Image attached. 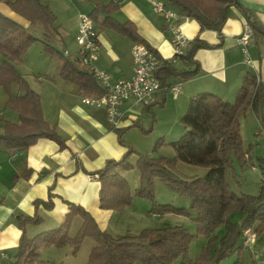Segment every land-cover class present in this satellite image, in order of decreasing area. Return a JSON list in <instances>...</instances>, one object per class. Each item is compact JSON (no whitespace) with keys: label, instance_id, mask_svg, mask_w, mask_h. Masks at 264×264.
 <instances>
[{"label":"trees","instance_id":"obj_1","mask_svg":"<svg viewBox=\"0 0 264 264\" xmlns=\"http://www.w3.org/2000/svg\"><path fill=\"white\" fill-rule=\"evenodd\" d=\"M162 1L166 7L181 16L197 21L202 29L218 33L227 21L228 9L236 6L245 12L253 29V38L264 39V27L257 23L253 13L243 9L238 0ZM94 4L88 15L101 30L112 29L132 41L144 43L160 57L155 49L139 37L131 22L118 23L111 17L117 9L115 2L104 4L94 1ZM9 5L32 26L48 29L55 22L54 13L41 0H16ZM37 41H40L37 37L29 33L24 34L19 24L0 14V55L4 57L0 64V88L8 93L4 108L12 110L18 116V123L5 121L3 132L0 133V148L7 151L26 150L41 138H50L62 145L55 128L43 117L39 94L30 87L26 78L16 68V65L22 63L29 47ZM43 45L45 51L57 53L47 44ZM202 45L203 43H198L189 46L186 54L180 57L182 62L193 66L192 70L180 71L175 63H168L162 58L155 72L160 81L159 90L168 87L166 82L170 76H180L187 81L197 75L199 70L193 55ZM59 56V76L62 79L78 85L83 95L100 97L104 94L97 81L79 67L76 61ZM13 85L18 87L20 95L12 96ZM249 110L255 113L261 125V132H264V85L256 81V75L252 72L245 75L233 102L224 101L208 92L199 93L189 99L187 110L180 119L184 133L179 139L171 142L173 157L159 155L153 158L136 154L134 166L139 173V185L135 189V196L150 200L152 209L157 214L173 212L190 216L184 208L156 204L154 180L158 179L173 192L189 199V208L195 212L193 219L198 223L196 235L209 238L208 244L202 248L195 260L188 257L189 245L194 235L184 227L143 229L134 235L113 236L102 229L85 208L69 204L64 221L58 227L38 232L31 237L26 234L25 226L39 223L40 216L37 212L32 217L18 215L17 221L22 234L14 260L6 264L41 263L40 251L51 247H67L75 254L85 239L92 240L94 245L84 264H243L240 249L234 261L224 263V260L238 249L242 228L254 227L255 234L264 231V182L260 183L256 195L238 196L231 189L229 181V177L238 181L246 166L257 165L264 173V162L258 157L253 159L250 152L242 146L241 121ZM136 125L137 123L133 122L130 126L112 129L127 151L119 160H108L97 172L102 209L121 212L131 204L133 195L127 180L119 171L130 167L128 160L134 153L133 148L123 140V134ZM138 126L141 131L146 132L141 125ZM257 135H260V132ZM177 162L203 167L207 172L202 177H183L176 169ZM52 187L49 188L47 201H34L35 208L52 207ZM234 212L240 214L238 223L230 221V215ZM76 220L79 222L75 233L71 235ZM219 227L225 230L220 237L215 234Z\"/></svg>","mask_w":264,"mask_h":264},{"label":"crops","instance_id":"obj_2","mask_svg":"<svg viewBox=\"0 0 264 264\" xmlns=\"http://www.w3.org/2000/svg\"><path fill=\"white\" fill-rule=\"evenodd\" d=\"M14 1L16 0H0V14L19 24L24 34L29 33L37 37L40 41L33 44H40L49 58H57V72L52 76L38 73L34 82L29 81L18 69V65L23 61L16 65V68L26 78L30 87L39 94L43 117L55 128L62 145L53 139L41 138L23 151H7L0 148V264L14 260L22 234L17 221L20 214L32 217L37 212L41 218L39 223L25 226L26 234L31 237L38 232L58 227L64 221L69 204H77L85 208L107 232L114 213H119L100 207V183L97 172L108 160L122 158L127 148L120 144L116 132L106 123L104 112L81 101L82 97L89 95H83L78 85L59 76L61 67L59 55L70 61L76 60L75 35L80 15L89 14L95 6L94 1L104 4L115 2L117 9L111 17L116 22H131L139 37L155 49L161 58L167 59L173 54L170 43L171 33L163 16L153 12L151 0H41L49 6L56 18L53 26L48 29L30 25L26 18L11 9L9 3ZM238 2L243 9L253 13L257 23L264 27V0H238ZM227 16L220 33L202 29L197 21L186 19L183 26L184 33L189 39L186 52L189 46L203 43L193 55L198 65L197 75L187 81L180 76L168 77L166 82L168 87L158 90L154 94V101L148 106L137 104L131 98L123 100L120 104L123 118L118 127H127L133 122L143 125L139 117H142L144 112L158 116L168 111L165 115L168 122L176 120L180 123L181 117L187 110L189 99L203 92L233 102L248 72L254 73L256 81L258 79V82L264 85V39L252 38L248 47L252 64L247 65L237 43V37L241 34L244 24L248 22L246 14L236 6H232L228 9ZM94 24L99 34V53L93 61L94 66L106 71L112 80L131 77L133 74L131 46L136 41L112 29L101 30L98 24ZM57 29H60V33L56 32ZM106 30L113 31L123 38L112 36L111 39L110 35L103 34ZM56 33L60 39L56 37ZM61 42L62 47H58ZM43 44H47L57 53L51 54L45 51ZM64 50H68L70 56L66 57ZM3 59L4 57L0 55V64ZM174 65L180 71L193 69V66L182 62L180 57ZM176 83L180 84V91L177 97L173 98L169 86ZM97 84L101 87L98 82ZM15 89L18 87L13 85L12 96L20 95L19 89L18 92ZM0 90H2L0 98L6 102L8 93L3 88ZM5 121L18 123V116L12 110L0 111V133L3 132ZM122 138L125 141L124 135ZM258 158L264 162V157L258 156ZM128 162L130 167L119 171L125 179L135 172L136 157H130ZM259 175L260 185L264 182V173L260 169ZM137 180H139L138 174ZM137 185L136 183L135 186ZM51 186H53L52 207L35 208V200H48ZM250 228L254 232V227ZM239 249L242 252L243 264H264V231L259 234L254 232V237L248 244H244L242 235L238 249L229 259L230 262L236 259Z\"/></svg>","mask_w":264,"mask_h":264},{"label":"rangeland","instance_id":"obj_3","mask_svg":"<svg viewBox=\"0 0 264 264\" xmlns=\"http://www.w3.org/2000/svg\"><path fill=\"white\" fill-rule=\"evenodd\" d=\"M52 30L53 29H51V31ZM56 32L60 33V29H57ZM103 34L105 36L107 34L110 35V38L112 36L123 38L121 35L109 30L103 32ZM56 37L60 39L57 33ZM58 47H62V42L58 44ZM57 68V58H49V55L43 51L42 46L38 43L31 46L23 59V63L18 65V69L31 82L35 81V75L38 73L49 76L54 75V73L57 72ZM15 90L18 92V89ZM0 92H2V90H0ZM3 101L4 100L0 98V111L9 112V110L4 108L5 102ZM167 112L160 113L158 116L144 112L142 117H139L143 125L136 122L137 125L135 127H131L124 132L125 142L134 150V153L131 154L130 157L135 158L137 157L136 154L149 155L153 158L159 155L167 157L174 156L171 141L179 139L184 133V129L181 123L176 122V120L168 122V119L165 118L167 117L165 116ZM146 119H148L147 122H145ZM138 124L141 125L146 132L141 131ZM258 132H260V135H257ZM241 138L243 149L249 151L253 159H256L258 156L264 157V132H261V125L251 110L246 113L241 121ZM256 166L257 165L246 166L244 173L242 172L243 176L238 177V181L229 177L230 187L236 195H256L258 193L260 175L259 168H255ZM176 169L183 177H202L207 172V169L203 167L182 162L176 163ZM135 172L131 173L126 179L133 195L131 204L125 207L122 210L123 212L114 213L108 232L121 235H134L143 229L181 226L188 230L190 234L194 235L189 245L188 257L191 260H195L199 256L202 248L208 244L209 238L203 235H196L198 223L193 219V217H195V212L189 208V199L173 192L164 186L158 179H155L154 197L156 204H166L184 208L189 212L190 216L173 212L157 214V212L152 209L153 204L150 200L134 195L135 189L139 185V180H137V174L139 175V173L137 169ZM136 183L138 184L137 186H135ZM239 216V212L232 213L230 215V221L237 222ZM78 222L79 220H76L73 224L71 235L75 233ZM224 231L223 227H219L215 231V234L220 237ZM93 245L94 243L92 240L85 239L75 254L71 253L67 247L61 249L53 247L42 249L39 256V260L42 262H36L34 264H84L88 259L89 252ZM229 259H231V256L226 259L227 261L224 260V263L230 262ZM173 264H178V262H174Z\"/></svg>","mask_w":264,"mask_h":264},{"label":"built area","instance_id":"obj_4","mask_svg":"<svg viewBox=\"0 0 264 264\" xmlns=\"http://www.w3.org/2000/svg\"><path fill=\"white\" fill-rule=\"evenodd\" d=\"M153 12L161 14L171 33L170 43L173 54L167 58L168 63H175L183 56L189 45V39L184 33L186 17L181 16L175 10L165 6L162 0H151ZM253 38V29L248 22L243 26L241 34L237 37V43L244 55V62L252 64L248 47ZM77 45L76 63L89 73L104 90L100 97L84 96L81 101L84 104L101 109L105 114V120L111 129L117 128L123 118L120 104L123 100L131 98L133 102L146 105L154 101V94L160 89V81L155 72L161 64L162 58L151 51L141 42H134L131 46V60L133 74L129 78L112 80L110 75L96 68L93 61L99 53V34L95 24L88 14H81L77 33L75 35ZM66 57L70 56L68 50H64ZM258 82V79H257ZM169 91L176 98L180 91V84H172ZM244 244H248L254 237L250 227L243 228Z\"/></svg>","mask_w":264,"mask_h":264}]
</instances>
